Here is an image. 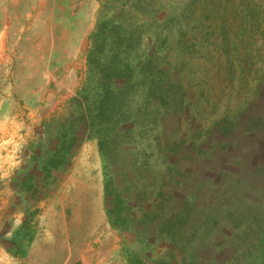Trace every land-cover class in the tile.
<instances>
[{"label": "rangeland", "instance_id": "rangeland-1", "mask_svg": "<svg viewBox=\"0 0 264 264\" xmlns=\"http://www.w3.org/2000/svg\"><path fill=\"white\" fill-rule=\"evenodd\" d=\"M107 92L126 117L102 151L95 112ZM160 93H170L172 135L192 152L183 184H199L204 167L213 182L228 169L264 211V0H0V264H183L157 222L147 246L116 213L134 144L177 161L154 139ZM236 113L241 139L214 133ZM233 156L237 166L224 164ZM155 175L138 217L156 212ZM210 237L195 264H264V240L236 254Z\"/></svg>", "mask_w": 264, "mask_h": 264}, {"label": "trees", "instance_id": "trees-1", "mask_svg": "<svg viewBox=\"0 0 264 264\" xmlns=\"http://www.w3.org/2000/svg\"><path fill=\"white\" fill-rule=\"evenodd\" d=\"M120 94L118 93V95ZM167 94L168 96L164 94L162 96L160 93L159 102L152 105L155 114L152 123L153 129L156 130L154 139L158 145L161 143L162 146H165L166 154L177 156L183 151L191 152V150H189L190 148L187 150L180 149L176 141H167V137H165L169 131L168 126L172 122L171 117L173 115V108L169 98L170 93ZM121 107H123V104L118 98L115 99L111 92H107L106 99L96 107L95 117L100 124V126L96 127V130H99L98 146L102 151L114 124L119 120H124L126 117V113L123 109L121 110ZM89 113L92 114L91 112ZM143 121L145 120L143 119ZM222 121L224 123L222 125L224 133L231 131L233 122L227 119ZM111 138L114 141L113 135H111ZM74 146H76V143L70 142L68 148L64 150L62 158L61 150H57L54 155H58L60 158L54 161L59 159L57 164H63L66 160L65 153L69 152ZM196 150L201 151L202 147H198ZM128 155V163L119 173L122 177V184H120L119 188L117 185L114 188L121 191V198L119 196L120 206L116 212L117 218L124 226H127V238L132 239L130 240L131 242L138 240L142 243L146 242L147 246L155 243V237L153 239L148 237L147 239L143 233L148 231V223L157 222L159 224L157 233L160 235L164 234V237L168 234L171 237L174 235L177 241L180 242L178 246L180 247V253L184 256L183 264H195L204 253L203 249L209 248L211 235H214L216 240L222 238L226 239L228 243L230 242V244H221L219 248L234 245L236 254L241 252L250 254L252 249H256L259 242L264 240V211H262L261 200L258 199L253 202L244 197L238 190L230 191L223 195L220 191L211 189L204 191L200 198H198L199 190L193 193L188 192L182 199L177 201L176 196L167 186L168 182L175 180L174 174L170 173V171H176L177 168L173 165L174 163L170 165V159H167L166 156L161 159L165 164L166 171L164 172L165 179H162L158 185L159 191L155 199L156 212L152 210L143 218L138 217L133 206L141 208L147 205V191L152 190L155 180V175L150 172V169L155 161L150 157L153 153L149 152L145 145L141 146L140 142L134 144ZM122 201L124 203L126 201L130 205L127 208V213L122 210L124 208L122 207ZM154 213L160 214L161 220H157ZM137 222L143 225V230L135 227ZM244 240L245 243L243 242ZM242 247H244V251L240 250ZM187 257H190V259L186 260ZM132 259L138 260L137 257Z\"/></svg>", "mask_w": 264, "mask_h": 264}, {"label": "crops", "instance_id": "crops-1", "mask_svg": "<svg viewBox=\"0 0 264 264\" xmlns=\"http://www.w3.org/2000/svg\"><path fill=\"white\" fill-rule=\"evenodd\" d=\"M223 119L224 118H222V119H220V121H217L216 122L215 128H213L214 129V133H216L220 137H224L225 138L226 136H229L231 134L233 135L235 133V131H236V134H235L236 137H233L232 136L233 139H231V140H236V138L241 139L242 130L240 128V118H239V114L236 113V118L230 120V121L233 122V124H232V130L229 131L228 133H224V131H223V128H222V125L224 124L223 121H222ZM174 125H175V123L174 122H171L169 124V126H168L169 127L168 128L169 131L165 135V137H167V141H170V140L176 141L177 140L174 137V135H172V132L175 129V126ZM252 132H254V130L253 131H250V133H252ZM250 133H248V134H250ZM245 135H247V134H245ZM162 147L165 148V146L164 145L162 146V144H161V148ZM157 148L158 149L160 148V145H158V143H157ZM238 150L233 151L231 149H228L227 151L228 152L235 153ZM227 151H225V152H227ZM200 152L201 151H198V153H200ZM221 153H223V152H220L219 153V155L217 156L218 158H219V156H220ZM191 155H192V152H187V151L184 152L183 151V152L180 153V155H177L176 156L177 161L173 162V161L170 160V165H172L174 163L173 165H175L177 169H176V171H170V173L174 174L173 177L175 178V180L172 181V182H170V183L168 182L167 183V186L169 187L170 190H172V193L176 196L177 201H179L180 199H182L185 196L186 193H188V192L189 193H193L194 191H199V190H200V192H199L198 198H200L201 197L200 195H203L204 194L203 192L205 191L204 185H207V184L211 183L212 184L211 186L214 187L212 189H216L218 192L220 191L223 195H225L226 193H228L230 191H234V190L236 191V190H238V191H240L243 194L244 197H246L247 199L255 202V200H252L251 198L248 197V193L246 192V188H244V187L241 186L240 179L237 178V177H235V176H231L230 173H229V170L227 168L226 169H227V174L228 175L225 178L216 177V178H219V179H216L217 182H213V179L214 178L213 179H210L209 178L210 176L212 177V175H210V174H209L210 176L207 177L208 180L204 179V177H203L204 173L208 174L207 172H205L206 167H204V170H201L200 171L202 174H201V176H200L199 179H198V176L197 175L193 174L194 176H196V178L198 179V181H200L199 184H196L195 183V185H192L191 182H190V185L183 184L185 181L183 179L184 177L182 176V174L185 173V172H187V171H189L188 158L191 157ZM162 157H163V155H162L161 152L155 153V162L153 163L154 165H152V167L150 169L151 171L155 172V174L156 173L160 174V176H161L160 182H161L162 179H165L164 172L166 171L165 164L161 160ZM229 159H230V161H226V163L224 162V164H226L228 166H230V165L237 166V165H234L235 164V160L236 159L240 160L239 157H234V156L232 158H229ZM218 163L221 164L222 161H220ZM155 178H156V175H155ZM229 180H232L233 183H231ZM178 182L181 183L182 188H179V187L173 188V185L172 184H176ZM175 191H181L182 192V194L180 195V197H178L175 194Z\"/></svg>", "mask_w": 264, "mask_h": 264}]
</instances>
